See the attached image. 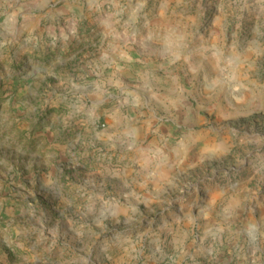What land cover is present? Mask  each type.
<instances>
[{
	"label": "rangeland",
	"instance_id": "1",
	"mask_svg": "<svg viewBox=\"0 0 264 264\" xmlns=\"http://www.w3.org/2000/svg\"><path fill=\"white\" fill-rule=\"evenodd\" d=\"M261 208L264 0H0L1 264H264Z\"/></svg>",
	"mask_w": 264,
	"mask_h": 264
},
{
	"label": "crops",
	"instance_id": "2",
	"mask_svg": "<svg viewBox=\"0 0 264 264\" xmlns=\"http://www.w3.org/2000/svg\"><path fill=\"white\" fill-rule=\"evenodd\" d=\"M180 90H182V88H181V86H180V89L178 90V88L177 89H173V88H171V87H164L163 88V93L162 94H165V96H163L162 97V100H163V102H165V106H166V108H167V111H168V113L169 114H171V115H173L172 114V112L174 111V103L172 102V96H174L175 95V93L177 92V91H180ZM151 108H153V107H151ZM158 114V112H156V114L155 115H157ZM176 115H179V112H178V114H176ZM173 116H170L169 118L172 120V119H174V118H172ZM239 207H241V206H239V205H235V208H233L232 210H233V213H236V212H238L239 210H238V208ZM254 214H255V217H256V221H255V227H256V229H257V232L258 233H262V231H264V208H261V209H255V211H254ZM240 235H241V233L239 234V236H238V241L235 243V245H234V249L236 250L237 248H239V247H244L245 246V243H246V241L245 240H242L241 238H240ZM262 235H264V233L262 234ZM242 240V241H241ZM240 242H242L243 244L242 245H240L239 243ZM251 244V243H250ZM248 245V247L246 248V250L249 248L250 249V247H251V245ZM250 246V247H249ZM242 252L244 253V250L242 249H240V255L242 254ZM1 264V263H0ZM2 264H8V262L7 261H2Z\"/></svg>",
	"mask_w": 264,
	"mask_h": 264
}]
</instances>
